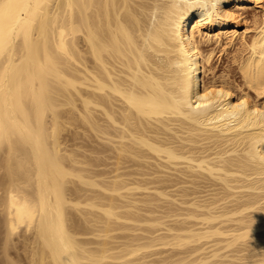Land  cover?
Here are the masks:
<instances>
[{
    "label": "bare ground",
    "instance_id": "6f19581e",
    "mask_svg": "<svg viewBox=\"0 0 264 264\" xmlns=\"http://www.w3.org/2000/svg\"><path fill=\"white\" fill-rule=\"evenodd\" d=\"M0 264H264V0H0Z\"/></svg>",
    "mask_w": 264,
    "mask_h": 264
},
{
    "label": "rangeland",
    "instance_id": "374dc122",
    "mask_svg": "<svg viewBox=\"0 0 264 264\" xmlns=\"http://www.w3.org/2000/svg\"><path fill=\"white\" fill-rule=\"evenodd\" d=\"M245 11V14L248 15V17L254 12L251 7L246 8ZM218 54L219 52L215 51V55L212 60V67L215 74L217 76L221 74H227L228 77L234 81V84H239L241 82L240 76L235 68V64L231 61V55L221 54V59H217Z\"/></svg>",
    "mask_w": 264,
    "mask_h": 264
}]
</instances>
